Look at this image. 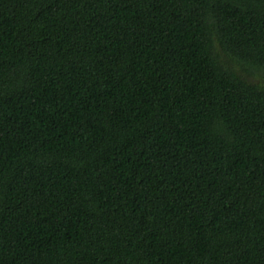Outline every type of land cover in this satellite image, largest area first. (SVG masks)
Here are the masks:
<instances>
[{
	"label": "trees",
	"instance_id": "1",
	"mask_svg": "<svg viewBox=\"0 0 264 264\" xmlns=\"http://www.w3.org/2000/svg\"><path fill=\"white\" fill-rule=\"evenodd\" d=\"M242 72L264 0H0V264H264Z\"/></svg>",
	"mask_w": 264,
	"mask_h": 264
},
{
	"label": "rangeland",
	"instance_id": "2",
	"mask_svg": "<svg viewBox=\"0 0 264 264\" xmlns=\"http://www.w3.org/2000/svg\"><path fill=\"white\" fill-rule=\"evenodd\" d=\"M240 69V68H239ZM243 73V72H242ZM250 81L256 82V83H261L264 85V77L260 75H248L246 73H243Z\"/></svg>",
	"mask_w": 264,
	"mask_h": 264
}]
</instances>
